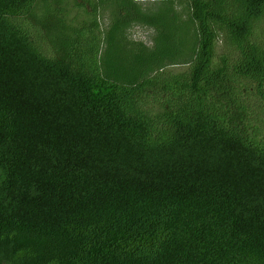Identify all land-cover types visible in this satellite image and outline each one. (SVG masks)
<instances>
[{
    "label": "trees",
    "instance_id": "16d2710c",
    "mask_svg": "<svg viewBox=\"0 0 264 264\" xmlns=\"http://www.w3.org/2000/svg\"><path fill=\"white\" fill-rule=\"evenodd\" d=\"M0 264H264V0H0Z\"/></svg>",
    "mask_w": 264,
    "mask_h": 264
},
{
    "label": "rangeland",
    "instance_id": "374dc122",
    "mask_svg": "<svg viewBox=\"0 0 264 264\" xmlns=\"http://www.w3.org/2000/svg\"><path fill=\"white\" fill-rule=\"evenodd\" d=\"M131 35L135 40L144 42L147 45L152 43L153 31L148 28L135 27L131 30Z\"/></svg>",
    "mask_w": 264,
    "mask_h": 264
}]
</instances>
